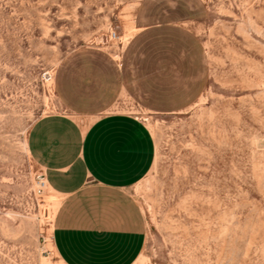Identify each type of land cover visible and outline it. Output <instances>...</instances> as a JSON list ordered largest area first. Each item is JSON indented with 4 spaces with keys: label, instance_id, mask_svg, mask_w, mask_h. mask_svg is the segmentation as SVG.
Segmentation results:
<instances>
[{
    "label": "rangeland",
    "instance_id": "obj_1",
    "mask_svg": "<svg viewBox=\"0 0 264 264\" xmlns=\"http://www.w3.org/2000/svg\"><path fill=\"white\" fill-rule=\"evenodd\" d=\"M111 113L155 144L134 264H264V0H0V264H62L32 124Z\"/></svg>",
    "mask_w": 264,
    "mask_h": 264
},
{
    "label": "crops",
    "instance_id": "obj_2",
    "mask_svg": "<svg viewBox=\"0 0 264 264\" xmlns=\"http://www.w3.org/2000/svg\"><path fill=\"white\" fill-rule=\"evenodd\" d=\"M27 152L59 198L51 247L62 264H134L146 221L131 193L151 170L155 144L147 126L125 113L83 126L64 114L30 127Z\"/></svg>",
    "mask_w": 264,
    "mask_h": 264
},
{
    "label": "built area",
    "instance_id": "obj_3",
    "mask_svg": "<svg viewBox=\"0 0 264 264\" xmlns=\"http://www.w3.org/2000/svg\"><path fill=\"white\" fill-rule=\"evenodd\" d=\"M115 38H116V34L113 33V34L111 35V39H115ZM43 184L45 185V182H44Z\"/></svg>",
    "mask_w": 264,
    "mask_h": 264
}]
</instances>
